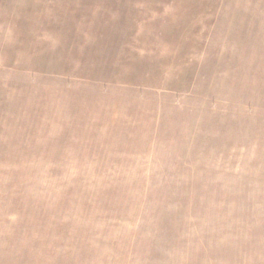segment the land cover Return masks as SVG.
Masks as SVG:
<instances>
[{
	"label": "rangeland",
	"instance_id": "1",
	"mask_svg": "<svg viewBox=\"0 0 264 264\" xmlns=\"http://www.w3.org/2000/svg\"><path fill=\"white\" fill-rule=\"evenodd\" d=\"M263 218L264 0H0V264H264Z\"/></svg>",
	"mask_w": 264,
	"mask_h": 264
},
{
	"label": "trees",
	"instance_id": "2",
	"mask_svg": "<svg viewBox=\"0 0 264 264\" xmlns=\"http://www.w3.org/2000/svg\"><path fill=\"white\" fill-rule=\"evenodd\" d=\"M252 209V207H249L247 212H249V210ZM264 219V218H263ZM256 224V223H255ZM256 228L255 231L257 232V235L260 234L261 236H259L258 238L260 239L261 237L264 238V220L260 221L259 223L256 224ZM260 247H264V243H262L261 245H259ZM252 253V251H251ZM189 259L185 260L184 262L188 261Z\"/></svg>",
	"mask_w": 264,
	"mask_h": 264
}]
</instances>
